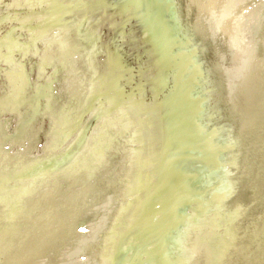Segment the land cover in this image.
<instances>
[{
    "label": "water",
    "instance_id": "1",
    "mask_svg": "<svg viewBox=\"0 0 264 264\" xmlns=\"http://www.w3.org/2000/svg\"><path fill=\"white\" fill-rule=\"evenodd\" d=\"M0 264H264V0H0Z\"/></svg>",
    "mask_w": 264,
    "mask_h": 264
}]
</instances>
